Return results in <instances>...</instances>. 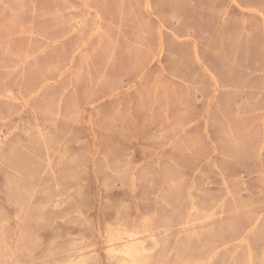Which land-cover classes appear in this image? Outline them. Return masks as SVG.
<instances>
[{
  "label": "rangeland",
  "instance_id": "rangeland-1",
  "mask_svg": "<svg viewBox=\"0 0 264 264\" xmlns=\"http://www.w3.org/2000/svg\"><path fill=\"white\" fill-rule=\"evenodd\" d=\"M150 1L151 11L146 10L145 0H91L90 8H85L84 0L0 1V264H75L82 253L108 264L106 251L116 241L107 238L133 216L132 175L138 193L144 195L140 201L145 211L161 224L172 226L185 219L189 189L199 209L224 212L209 234L216 240L222 225L219 219L224 222V239L231 240L249 225L248 217L262 215L250 237L252 261L245 244L233 240L212 264H264L262 15L232 0ZM238 1L264 13V0ZM94 8L104 25L90 39L87 57L78 56L70 72L28 99L42 80L65 67L73 44L88 39ZM57 11L64 12L63 18H54ZM72 18L84 22L64 47L50 48L21 65L26 52L46 42L45 34L55 35L53 25L60 23L67 29ZM157 20L162 22L165 42L161 62L151 65L137 91L91 109V102L124 86L152 62L158 45ZM48 65H53L52 70H46ZM204 66L217 78L215 98L214 80ZM160 148V159H148L136 168L138 160ZM170 234H174L170 252L177 239L181 242L178 257L174 260L157 250L155 257L164 256L161 264H205L204 236L196 240L188 239L184 231Z\"/></svg>",
  "mask_w": 264,
  "mask_h": 264
},
{
  "label": "bare ground",
  "instance_id": "bare-ground-1",
  "mask_svg": "<svg viewBox=\"0 0 264 264\" xmlns=\"http://www.w3.org/2000/svg\"><path fill=\"white\" fill-rule=\"evenodd\" d=\"M1 1V0H0ZM64 2V0H62ZM91 0H84V5H85V8L86 6L88 8H90V3ZM232 2L237 5L238 7H241L242 9L244 10H247V11H250V12H258L262 15V18H263V25H264V13L262 12L261 9L257 8V7H253V6H242L240 4V2L238 0H232ZM65 4V3H64ZM63 4V5H64ZM62 5V6H63ZM116 6V5H115ZM145 8L146 10H149L151 11V8H152V3L150 0H145ZM71 9L74 8V4L70 5ZM70 7L68 8L70 10ZM119 7V6H118ZM6 8V7H5ZM10 9V8H9ZM84 9V8H83ZM73 10V9H72ZM91 10V9H90ZM64 11V9H63ZM88 11V10H87ZM86 11V12H87ZM93 12H91L93 14V19H94V24H93V27H92V30L90 32V36L88 37V39H80L77 43H74L73 44V50L71 52V56L67 62V64L65 65V67L63 69H57L55 74L53 75V77H46L44 80L41 81V83L35 88V90H33V92L31 93V95L29 96L28 99H30L31 97H34L38 94H40L45 88L49 87L51 84H56V82H58V80H60L62 77H64L67 72H70V70L73 68V65H74V61L75 59L78 57V56H84V57H87L88 55V51H87V46L90 42V39L95 36V35H98L101 31H102V28H103V25H104V19L103 17L101 16V14L94 8V10H92ZM90 12V11H88ZM147 12V11H146ZM12 13V12H11ZM85 13V12H83ZM148 13V12H147ZM58 15V17L61 19L63 18L64 16V12L62 11H57L55 13V16L54 18H57L56 16ZM149 15V14H148ZM151 15V14H150ZM50 16V15H49ZM89 16V15H88ZM152 17V16H150ZM155 17V16H154ZM81 18V17H80ZM85 18V17H84ZM8 19V18H7ZM58 19V18H57ZM86 19V18H85ZM157 19V18H155ZM63 20V19H62ZM71 23H69V28H64L62 27V25L60 23L56 24V25H53V30L56 31L55 35L54 36H49V34H45L44 35V39H46V42L38 49L36 50H33V51H28L24 54L23 58L20 59V63L23 67H25L27 64H29L31 61L33 60H36V58L38 57L37 55H40V54H45L46 51L50 48H53V47H56V46H59L61 45L62 47H64V44H65V41L71 37L75 32H79V29L80 27L82 26V23L84 22L82 19H75V18H72L69 20ZM72 21H74L75 23H73ZM93 21V20H92ZM148 21V20H147ZM158 21V20H157ZM63 23V22H62ZM112 24V23H110ZM68 25V24H67ZM7 28V27H6ZM28 29V28H27ZM7 30V29H6ZM119 30V29H118ZM166 30V29H165ZM104 31V30H103ZM46 32H49V30H46ZM170 32V31H169ZM106 34V32H105ZM109 34V33H108ZM17 35V34H16ZM30 35V34H29ZM33 35V34H32ZM146 35V34H145ZM36 36V35H34ZM13 37V36H11ZM31 37V35H30ZM107 37V36H105ZM157 37H158V45H157V52L154 56V58L152 59V62L148 65V66H145L143 67L139 73L133 77L132 79H130L128 81L127 84H125L124 86H121L119 88H115L114 90H112L111 92H109L107 95L101 97V98H98L96 100H94L93 102L90 103V108H94L96 107L100 102L104 101V100H109V99H112L114 97H119L120 95L122 94H126V93H129L131 92L132 90H136L138 86H140L142 83H144V81L146 80L148 74H149V71H150V67L151 65L154 63V62H161V59H162V56L164 54V48H165V42H164V34H163V31H162V22L158 21V26H157ZM100 38V37H99ZM190 38V37H189ZM192 38V37H191ZM176 39H180L176 36ZM188 39V38H186ZM100 40V39H99ZM107 40V39H106ZM110 40H112L110 38ZM183 40V39H182ZM101 41V40H100ZM99 41V42H100ZM110 42V41H109ZM196 43V42H195ZM111 44V42H110ZM139 44V43H138ZM99 45V44H98ZM113 45V44H111ZM115 45V44H114ZM113 45V46H114ZM140 45V44H139ZM196 46V45H195ZM193 46V47H195ZM112 47V46H111ZM143 47V46H142ZM109 48V47H107ZM111 49V48H110ZM195 49V48H194ZM97 50V49H96ZM197 50V48H196ZM49 51V50H48ZM94 51H95V47H94ZM106 51V50H105ZM196 52V51H195ZM93 55V54H91ZM197 55V53H196ZM82 59V58H81ZM87 59V58H86ZM196 59V58H195ZM197 59L200 61V58L199 56H197ZM196 59V60H197ZM197 60V61H198ZM85 62V60H83ZM82 62V61H81ZM19 63V64H20ZM199 63V62H198ZM18 64V66H20ZM86 64H88V61H86ZM37 65V64H36ZM161 65V63H160ZM203 65V64H202ZM52 67L53 65H48L46 67V70H52ZM88 67V66H87ZM163 67V66H162ZM16 68V67H15ZM204 68L207 70L206 72H211L207 67L204 66ZM14 69V68H13ZM55 69V68H54ZM80 69H82V67H80ZM88 69V68H87ZM152 69V68H151ZM5 70V69H4ZM24 70V69H23ZM164 70V68H163ZM14 71V70H13ZM165 71V70H164ZM80 72V70H79ZM12 73V72H11ZM10 73V75H11ZM81 73V72H80ZM166 74V72H165ZM71 75V73H70ZM210 75V74H209ZM90 76V75H89ZM211 76H212V80H214V90H213V98H215V95L216 93L218 92L219 90V84H218V81H217V78L216 76L211 72ZM163 77V76H162ZM19 78V77H18ZM105 78V77H104ZM71 80V79H70ZM162 83V82H161ZM160 83V84H161ZM72 83H70V86H71ZM159 84V85H160ZM69 86V87H70ZM158 84L155 86L158 90L159 87H157ZM111 87V86H110ZM143 88V87H142ZM145 88V87H144ZM151 88V86H150ZM155 88V89H156ZM21 89V88H20ZM68 89V88H67ZM74 90V88H73ZM154 90V89H153ZM137 91V90H136ZM66 92V90L64 91ZM158 92V91H157ZM166 92V91H165ZM156 93V92H155ZM157 94V93H156ZM155 94V95H156ZM167 94V92H166ZM154 95V93H153ZM168 97V96H167ZM142 98V97H141ZM139 97V99H141ZM212 98V97H211ZM212 98V99H213ZM257 98V97H256ZM8 99V98H7ZM28 99H25V100H28ZM123 99V98H122ZM24 100V99H23ZM61 100V99H60ZM22 102V101H21ZM26 102V101H25ZM131 102V101H130ZM210 102V100H209ZM24 103V101H23ZM27 103V102H26ZM140 103L141 105H144L142 103V101L140 100ZM212 103V102H211ZM211 103L209 105H211ZM61 104V102H60ZM132 104V102H131ZM167 104V103H166ZM25 105V104H24ZM121 105V104H120ZM119 105V107H120ZM168 105V104H167ZM88 106V105H87ZM26 107V106H24ZM23 107V108H24ZM59 107V106H58ZM167 107V106H166ZM210 107V106H209ZM209 107H206V108H209ZM21 108V110L23 109ZM31 108V107H30ZM60 109V107H59ZM129 109V108H128ZM153 109V108H152ZM130 110L131 107H130ZM207 112L208 109H205ZM153 111V110H152ZM84 112V111H83ZM117 112V111H116ZM130 112V111H129ZM140 112V111H139ZM86 113V112H85ZM18 114V113H17ZM17 114H14V115H17ZM21 114V113H20ZM130 114V113H129ZM150 114H152L150 112ZM91 115V114H90ZM89 115V116H90ZM18 116V115H17ZM57 116V115H56ZM88 116V117H89ZM116 116V114H115ZM166 116V114H165ZM91 117V116H90ZM89 117V118H90ZM55 119V117H53ZM88 118V119H89ZM116 118V117H114ZM132 118V117H131ZM202 118V117H201ZM200 118V119H201ZM204 120L207 119V116L206 117H203ZM91 119V118H90ZM264 119V117H263ZM262 119V120H263ZM56 120V119H55ZM58 121V120H56ZM125 120V119H124ZM20 121V120H18ZM89 121V120H88ZM198 121V120H197ZM208 121V120H207ZM53 122V123H54ZM86 122V121H85ZM263 122V121H262ZM264 123V122H263ZM262 123V124H263ZM192 125V123H190ZM195 124V123H194ZM18 125V124H17ZM91 125V124H90ZM206 125V124H205ZM54 126V125H53ZM56 127V125L54 126ZM86 127V126H84ZM83 127V128H84ZM191 126H189L190 128ZM15 128V127H14ZM13 128V130H14ZM17 128V127H16ZM39 128V127H38ZM93 128V127H92ZM40 129V128H39ZM188 129V128H187ZM186 129V130H187ZM17 130V129H16ZM46 130H48L46 128ZM85 130V129H83ZM90 130H93L91 129V126H90ZM206 130V128H204V131ZM264 130V129H263ZM15 131V130H14ZM89 131V130H88ZM97 131V130H96ZM183 131H185V128L182 129V133ZM90 132V131H89ZM209 137V133L208 131L206 130L205 131ZM10 133V132H9ZM39 133V131H38ZM181 133V132H180ZM89 134V133H88ZM99 134V133H98ZM97 134V135H98ZM96 135V134H94ZM183 135V134H182ZM9 136V135H7ZM46 136V135H45ZM178 136V134H177ZM82 137V136H80ZM84 137V136H83ZM93 137V136H92ZM107 137V136H106ZM108 137H111V136H108ZM158 137V136H157ZM180 137V136H179ZM207 137V138H208ZM42 138V137H41ZM86 138H89V137H86ZM176 138V137H175ZM4 139V138H3ZM91 139V138H90ZM89 139V140H90ZM96 139V138H95ZM111 139V138H110ZM180 139V138H179ZM183 139V138H182ZM6 140V139H5ZM87 140V139H86ZM92 140V139H91ZM160 139H158L159 141ZM177 140V138H176ZM175 140V141H176ZM209 140V139H208ZM88 141V140H87ZM86 141V142H87ZM94 141V140H92ZM100 141H101V137H100ZM80 142V141H79ZM77 142V143H79ZM85 142V141H84ZM169 142H174V139L173 140H170ZM210 142V141H209ZM76 143V144H77ZM186 143V142H185ZM191 143V142H190ZM189 143V144H190ZM60 144V143H58ZM75 144V143H74ZM81 144V143H80ZM94 144V143H93ZM133 144V143H131ZM171 144V143H169ZM168 144V145H169ZM184 144V143H183ZM214 144V143H213ZM64 145V144H63ZM67 145V144H66ZM65 145V146H66ZM161 145V144H160ZM166 145V144H165ZM212 145V144H211ZM263 145V144H262ZM75 146V145H74ZM78 146V144H77ZM85 146V145H83ZM167 146V145H166ZM170 146V145H169ZM183 146V145H182ZM67 148H69L68 146H66ZM76 147V146H75ZM74 147V148H75ZM99 147V146H98ZM162 147V146H161ZM163 147H165L163 145ZM162 147V148H163ZM65 148V147H64ZM96 148V147H95ZM94 148V153H93V157L97 156V155H94L96 152ZM166 148V147H165ZM66 149V148H65ZM79 149V148H78ZM77 149V150H78ZM164 149V148H163ZM262 150L264 149V146L261 148ZM64 150V149H63ZM75 150V149H74ZM173 150V149H172ZM61 151V150H60ZM98 152V151H97ZM164 152V150H163ZM260 152H262L260 150ZM264 152V151H263ZM75 153V152H74ZM161 153H162V149L160 148L159 150L155 151L154 154L150 155V156H145L144 159H140L137 161V164H136V168L138 167H141V166H144V164L149 161L148 159L151 160V158H153L154 160H158L161 158ZM215 153V152H214ZM63 154H65V150L63 152ZM62 154V151H61V155ZM88 154V153H87ZM91 154V153H90ZM194 155V154H193ZM69 156V155H68ZM134 156V155H133ZM62 157V156H61ZM65 157V156H64ZM63 157V158H64ZM92 157V158H93ZM167 157V156H166ZM104 158V157H103ZM61 159V158H60ZM68 159V158H67ZM95 159V158H93ZM105 159V158H104ZM147 159V160H145ZM264 159V158H263ZM42 160V159H41ZM73 160V159H72ZM210 159H208L209 161ZM232 160V159H231ZM71 161V160H70ZM92 161V160H91ZM106 161V160H105ZM146 161V162H145ZM207 161V162H208ZM51 162V161H50ZM61 162V161H59ZM86 162V161H85ZM157 162V161H156ZM206 162V163H207ZM216 162V161H215ZM63 163V161H62ZM61 163V164H62ZM75 163V162H74ZM79 163V162H78ZM72 164V162H71ZM92 164V163H91ZM94 164V163H93ZM216 164V163H215ZM63 165V164H62ZM73 165V164H72ZM79 165V164H78ZM81 165V164H80ZM80 165H79V168H80ZM50 166V165H49ZM60 166V165H59ZM91 166V165H90ZM94 166V165H92ZM264 166V165H263ZM61 167H64V166H61ZM85 167V166H84ZM157 167V165H156ZM66 168V167H65ZM108 168V167H107ZM189 168V167H188ZM201 168V166L199 167H195V172L199 171ZM82 169V168H81ZM84 169V168H83ZM82 169V171H83ZM159 169V168H158ZM68 170V169H67ZM87 170V169H86ZM135 170V169H134ZM138 170V169H137ZM190 170V169H189ZM52 171V170H51ZM60 171V170H59ZM94 171V169L92 170ZM90 171V172H92ZM192 171V170H190ZM87 172H89L87 170ZM86 172V174H87ZM89 172V173H90ZM188 172V170H187ZM193 172V171H192ZM53 173V171H52ZM56 172H54V175H55ZM60 173V172H58ZM84 173V172H83ZM264 173V172H263ZM175 175L176 174H179L178 172H175L174 173ZM196 174V173H195ZM44 175V173H43ZM53 175V176H54ZM95 175V174H94ZM222 175V174H221ZM89 176V175H88ZM96 176V175H95ZM94 176V177H95ZM158 176V175H157ZM90 177V176H89ZM183 177V176H182ZM54 178V177H53ZM52 178V179H53ZM75 178V177H74ZM83 178H86L85 176ZM187 179V177H185ZM223 178V181H224V184L226 182V179L225 177H222ZM88 179V178H86ZM85 179V180H86ZM94 179V178H93ZM182 180H185L182 178ZM193 180V178H192ZM135 181H136V177L135 175H132V194H131V205L133 207L132 209V213H133V216H128V218L126 219L125 223H122L119 224V226L117 227V230H116V233L114 234H110L108 232V234H110L108 241H116L113 245H110V247L107 249L106 253V258L108 257V264H161L163 263L164 260L163 257L167 254V255H172L174 257V260L177 259L178 257V249H179V245H181V242H179V239H177V241H175L174 243V247H173V251L170 252L168 250V246H169V242H170V238L172 236H174V234H170L171 231H174V230H177V231H184L185 232V236L188 238V239H196V240H200V239H204L202 238L203 236L205 237L204 240H201V241H204L202 243L203 245V249H204V252H205V264H212V262L214 261V259L220 254L222 253L223 250L227 249L229 247V245H232V242L231 241H235L233 242L234 244H238V243H244L245 246H246V249H247V252H248V256L249 258L251 259L252 258V248H251V245H250V237L252 236V234L255 233V231L257 230L258 226H259V223L262 219V215H258L256 216L255 218H253L252 220H249V217L246 219V222L248 223L249 222V225L246 226L243 230H241L239 232V235L237 237H234L232 238L231 240H227V239H224V228H223V220L222 219H219L221 221H219L222 225L220 227V234L218 235V240H216L215 238H212V236H209V234L212 232L213 228H214V224L216 223V221H218V218L217 216L220 215V213H224L222 210L221 211H215V209H207V208H202V209H199L198 208V202H197V199L195 198V195L191 192V190L189 189L188 193H187V199H188V204H189V209L187 211V215L185 217V219L183 220H177L175 222V224H172V226H168V225H165V224H161L160 221L158 219H154L153 216L147 214V212L145 211V208L143 206V202H141L140 200L142 199V197L144 196L142 192L138 193L137 189H136V184H135ZM87 182V180H86ZM194 182V181H193ZM51 182H49L50 184ZM85 183V182H84ZM264 183V182H263ZM39 185V184H38ZM93 185V184H92ZM56 187H57V184H56ZM83 187H85V185H83ZM96 187V185H95ZM105 187V186H104ZM193 187V185H192ZM227 187V186H226ZM38 188V186H37ZM53 188V187H52ZM67 188V186H66ZM99 188V187H97ZM96 188V190H97ZM160 188V187H159ZM107 189V188H106ZM192 189V188H191ZM228 189V187H227ZM37 189H35L36 191ZM92 190V189H91ZM229 190V189H228ZM69 191H72V190H69ZM67 191V192H69ZM99 191V190H98ZM92 192V191H91ZM97 192V191H96ZM229 192V191H228ZM159 193V192H158ZM92 195V193H90ZM101 195V192L99 193ZM230 194V193H229ZM34 195V194H33ZM99 195V196H100ZM41 196V195H40ZM104 196V195H103ZM141 197L140 199L138 197ZM65 197V195H64ZM99 198V197H98ZM158 198V197H156ZM92 199V198H91ZM36 201V200H35ZM101 200H99L100 202ZM223 201V200H222ZM98 202V203H99ZM36 203V202H35ZM57 203V202H56ZM43 204V203H42ZM92 204V203H91ZM94 204V203H93ZM57 205V204H56ZM59 205V203H58ZM65 205V203H64ZM63 205V206H64ZM100 205V203H99ZM93 206V205H92ZM223 207V203L220 204V207ZM171 208V207H169ZM54 209V208H53ZM2 210V209H1ZM99 210V209H98ZM9 211V210H8ZM11 211V210H10ZM22 211V210H21ZM81 212V211H80ZM88 212V211H87ZM90 212V211H89ZM155 212V211H154ZM178 212V211H177ZM182 212V211H181ZM12 213V212H11ZM21 213V212H20ZM79 213V212H77ZM75 213V214H77ZM99 213V212H98ZM186 213V212H185ZM264 214V212H262ZM16 214V213H15ZM18 214V213H17ZM83 214V212L81 213ZM85 214V212H84ZM155 214V213H154ZM11 215V214H10ZM79 215V214H77ZM12 216V215H11ZM14 216V214H13ZM81 216V215H80ZM83 216V215H82ZM96 216V215H95ZM92 217V216H91ZM99 217V216H97ZM102 217V216H101ZM97 219V218H96ZM102 220H104L103 218H101ZM9 221V220H8ZM98 221V220H97ZM105 221V220H104ZM6 223V222H4ZM12 223V222H11ZM55 223V222H54ZM98 223V222H97ZM106 223V222H105ZM218 223V222H217ZM101 224V223H100ZM6 225V224H5ZM13 225V224H12ZM18 225V224H17ZM103 225V224H102ZM41 226V225H40ZM94 226V225H93ZM108 225H106L107 227ZM13 227V226H12ZM14 228V227H13ZM93 228V227H92ZM103 228V227H102ZM109 231L111 228L110 226L107 227ZM40 229V228H39ZM96 229V228H94ZM24 230V229H23ZM37 230V229H36ZM41 230V229H40ZM113 230V229H112ZM98 231L100 232V230L98 229ZM105 231V232H107ZM97 232V231H96ZM98 232V233H99ZM115 232V230H114ZM38 233V232H36ZM95 234V233H94ZM101 234V233H99ZM105 234V233H104ZM107 234V233H106ZM179 235V234H177ZM181 235V234H180ZM12 236V235H11ZM92 236V235H91ZM100 236V235H99ZM108 236V235H107ZM207 236V237H206ZM210 239H208L209 237ZM102 236H100L101 238ZM15 238V236H14ZM105 240V237L102 238ZM106 239V240H107ZM208 239V240H207ZM210 240V241H209ZM102 241V240H101ZM80 242V241H79ZM107 242V241H105ZM104 242V243H105ZM82 243V241H81ZM84 243V241H83ZM108 243V242H107ZM77 244H80V243H77ZM101 244V242H100ZM109 244V243H108ZM111 244V242H110ZM73 245V244H72ZM82 245V244H81ZM80 245V246H81ZM79 246V247H80ZM106 246V244H105ZM109 246V245H108ZM76 247V245H75ZM107 247V246H106ZM83 248V247H82ZM93 248H96V247H93ZM75 249V248H74ZM88 249V248H87ZM86 249V250H87ZM90 249V248H89ZM92 249V247H91ZM94 250V249H93ZM158 250V252H161V254L164 253V256L163 257H155V253L156 251ZM162 250H163V253H162ZM67 251V250H66ZM71 250H69L70 252ZM103 251V250H102ZM68 252V251H67ZM68 252V253H69ZM75 252V251H73ZM79 252V251H78ZM91 252V251H90ZM101 251H99L100 253ZM51 253V252H50ZM80 253H81V250H80ZM95 253V252H94ZM104 253V251L102 252ZM71 254V253H70ZM88 254V253H87ZM87 254H81V255H78V259L77 261H75L77 264H100V262L98 261V259L96 257H89V255L87 256ZM90 254V253H89ZM74 256V255H73ZM91 256V254H90ZM248 258V259H249ZM73 260V259H72ZM103 260V259H102ZM105 260V261H106ZM252 261V259L250 260ZM73 262V263H75ZM72 263V262H71ZM75 263V264H76ZM203 263V262H201ZM70 264V263H69ZM104 264V263H103Z\"/></svg>",
  "mask_w": 264,
  "mask_h": 264
}]
</instances>
